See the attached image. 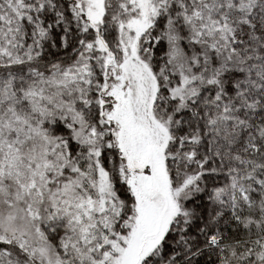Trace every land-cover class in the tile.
Listing matches in <instances>:
<instances>
[{"label":"snow or ice","instance_id":"snow-or-ice-1","mask_svg":"<svg viewBox=\"0 0 264 264\" xmlns=\"http://www.w3.org/2000/svg\"><path fill=\"white\" fill-rule=\"evenodd\" d=\"M0 264H264V0H0Z\"/></svg>","mask_w":264,"mask_h":264}]
</instances>
